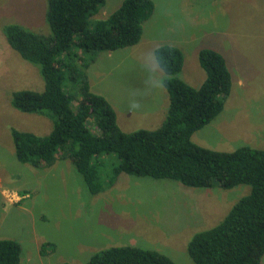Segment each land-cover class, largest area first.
<instances>
[{"label": "rangeland", "instance_id": "1", "mask_svg": "<svg viewBox=\"0 0 264 264\" xmlns=\"http://www.w3.org/2000/svg\"><path fill=\"white\" fill-rule=\"evenodd\" d=\"M122 1L106 0L95 17L105 19ZM153 2L154 13L137 44L100 52L86 69L91 91L112 105L124 132L157 129L166 119L169 94L164 89L165 100L162 90L146 92L142 58L151 64L150 51L157 47L180 48L184 66L178 77L199 87L206 72L198 52L214 49L226 59L232 87L223 110L192 140L216 151L264 149V0ZM47 5L48 0H0V239L21 244V264H85L102 249L124 245L158 251L176 264H195L187 252L193 235L218 225L250 193V185L199 188L122 173L94 194L68 158L39 168L17 159L11 129L45 136L54 118L11 105L13 92H41L45 82L38 67L9 45L5 28L16 24L49 34ZM25 189L29 194L23 201L7 203L6 191ZM47 243L55 249L42 250Z\"/></svg>", "mask_w": 264, "mask_h": 264}, {"label": "trees", "instance_id": "2", "mask_svg": "<svg viewBox=\"0 0 264 264\" xmlns=\"http://www.w3.org/2000/svg\"><path fill=\"white\" fill-rule=\"evenodd\" d=\"M105 4L106 0H48L47 35L16 24L6 26L9 45L38 67L45 82L41 92H13L11 105L54 118L52 131L45 136L11 129L17 159L39 168L68 158L94 194L112 186L122 173L170 178L199 188L250 185V193L218 225L193 235L187 252L195 264H261L264 149L241 146L216 151L192 140L194 132L223 110L230 94L232 76L226 59L214 49H200L198 61L206 78L194 87L178 77L183 51L170 44L157 47L168 63L166 119L154 130L124 132L112 105L91 91L86 69L100 52L136 45L155 5L153 0H123L105 19H97ZM47 246L55 249L47 243L42 250ZM21 254L18 241L0 239V264H21ZM85 264L176 263L158 251L124 245L102 249Z\"/></svg>", "mask_w": 264, "mask_h": 264}, {"label": "clouds", "instance_id": "3", "mask_svg": "<svg viewBox=\"0 0 264 264\" xmlns=\"http://www.w3.org/2000/svg\"><path fill=\"white\" fill-rule=\"evenodd\" d=\"M152 63L147 64L142 58L143 67L148 73V78L145 81L147 91L164 90L166 88L165 81L169 78L168 63L166 58L158 54L156 50L150 51Z\"/></svg>", "mask_w": 264, "mask_h": 264}, {"label": "built area", "instance_id": "4", "mask_svg": "<svg viewBox=\"0 0 264 264\" xmlns=\"http://www.w3.org/2000/svg\"><path fill=\"white\" fill-rule=\"evenodd\" d=\"M5 194H6L5 195L6 199L10 203H18L27 197V195L23 196V195H20L19 193L15 192V191H12V192L6 191Z\"/></svg>", "mask_w": 264, "mask_h": 264}, {"label": "crops", "instance_id": "5", "mask_svg": "<svg viewBox=\"0 0 264 264\" xmlns=\"http://www.w3.org/2000/svg\"><path fill=\"white\" fill-rule=\"evenodd\" d=\"M200 65V64H199ZM163 92H162V97L165 99V100H168V94H167V92L165 91V90H162ZM23 194H21V193H19L20 195H23L24 196V194L26 195H28L29 193H28V191H26V189L22 192ZM6 195V194H5ZM28 197V196H27ZM21 201H23V200H21ZM20 201V202H21ZM20 202H18V203H20ZM7 203L9 204V205H13V204H18V203H10L9 201H7Z\"/></svg>", "mask_w": 264, "mask_h": 264}]
</instances>
